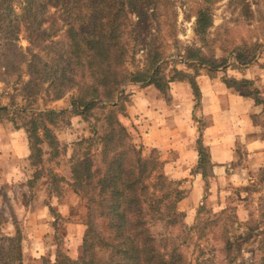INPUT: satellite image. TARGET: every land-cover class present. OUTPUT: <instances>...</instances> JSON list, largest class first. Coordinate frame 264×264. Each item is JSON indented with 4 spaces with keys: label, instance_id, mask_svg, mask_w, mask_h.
Instances as JSON below:
<instances>
[{
    "label": "rangeland",
    "instance_id": "rangeland-1",
    "mask_svg": "<svg viewBox=\"0 0 264 264\" xmlns=\"http://www.w3.org/2000/svg\"><path fill=\"white\" fill-rule=\"evenodd\" d=\"M6 5L0 2V107L8 112L0 113V136L12 134L26 139L27 118L20 113L23 110L60 115L55 121L46 120L55 143L46 140L40 128L41 153L35 157L30 154L27 163L23 158L19 162L10 158V174L0 176V264H56L59 252L74 260L83 257L87 208L85 198L73 185V165L78 158L91 154L93 171L106 172L99 137L108 126L109 106L120 99L122 106L116 108V114L127 129L128 142L155 165L140 186V211L131 215L137 228L146 230L159 252L175 264H264V166H253V154L241 140L236 143V160L226 167L214 163L210 148L202 141V130L211 123L224 122L226 112L231 110L229 102L221 105L215 97L206 105L203 78L207 83L209 79L224 82L230 88L229 96L251 100L254 110L262 111L254 119L264 123V0H156L148 7L146 22L140 27L137 13L128 10L123 27L127 50L123 73L144 71L148 56L159 52L161 59L153 70L160 66L159 74L166 76L168 83L160 90L155 84L136 82L132 75H126L128 79L119 85L116 101L100 102L107 107H95L87 117L74 110L78 90L58 96L44 69L46 63L50 71L47 65H51L48 60L52 50L61 48L55 42L66 39L64 8L51 4L40 13L36 22L42 29L48 28V36L42 46H34L32 6L27 0H13L12 9ZM202 9L209 11L213 21L203 37L195 31ZM53 21L57 24L51 28ZM57 27L60 30L56 31ZM195 50L218 67L212 69L187 59L197 54ZM32 53L41 56L35 65L39 73L33 78V86L29 85ZM226 79L243 83L229 87ZM28 90H32V96H28ZM138 97L161 100L162 110L173 113L171 118L180 111L191 126L198 127L195 146L198 151L199 145L206 148L205 162H200L199 151V159L186 167L185 175L177 170L168 172L166 164L179 162L178 153L143 142L139 114L131 113ZM209 107L213 112L205 113ZM78 108L85 109L80 104ZM225 126L220 129L225 130ZM135 155L129 153L127 163L135 161ZM99 178H93V183ZM18 229L22 256L17 258V241L7 238L16 236Z\"/></svg>",
    "mask_w": 264,
    "mask_h": 264
},
{
    "label": "trees",
    "instance_id": "trees-1",
    "mask_svg": "<svg viewBox=\"0 0 264 264\" xmlns=\"http://www.w3.org/2000/svg\"><path fill=\"white\" fill-rule=\"evenodd\" d=\"M27 1L32 6L30 14H33L35 18L30 22L34 46H42L48 36V28L42 29V24L36 22L40 20V13L45 12L51 4L65 10L66 39L55 42L56 45H61V48L57 51L56 48L52 50L53 54L48 60L51 65H47L50 71H47L46 63L44 69L51 77L47 80L54 85L58 96L72 89L78 90L77 103L85 109L80 110L78 104H75L76 112L87 117L95 107L102 109L107 107L100 102H115L119 85L128 79L126 75H132L131 79L136 82L145 81L147 84H155L160 90L165 89L168 80L166 76L159 74L160 66L153 70L161 59L159 52H153L148 56L149 67L147 63L144 71L125 74L122 69L127 55L123 27L126 25L128 10L137 13L140 27L146 22L148 7L156 4V0ZM0 2L7 4V8L13 7V0H0ZM56 24V21H53L50 27L53 28ZM212 25V16L209 11L200 10L196 20V33L203 37ZM58 30L60 27L56 28V31ZM196 51L197 54L193 53L186 58L194 59L202 65L208 64L212 69L218 67L214 60H207L199 55L198 50L194 52ZM238 56L242 58V55ZM39 60H41L40 54L32 53V61L30 60L29 65L32 80L29 85H34L33 78L39 73L35 67ZM181 74L185 75L182 72ZM226 82L229 87L243 83L235 79H226ZM192 85L198 95L199 91L194 81ZM32 94V90H28V96ZM121 106V99L118 103L109 106L110 109L106 115L108 126L99 137L103 143L102 153L106 172L102 174L101 170L93 171L94 158L91 154L85 159L78 158L73 165V185L76 192L81 193L85 198L87 208L88 228L84 239L83 257L74 260L59 252L56 264H175L173 259L167 260L165 254L159 252L153 237L146 230L138 229L137 222L131 218L143 201L140 186H143L144 179L153 173L155 165H150L149 160L142 157L139 151L136 152V149L128 142L127 129L118 120L116 114V108ZM1 112L8 111L5 107H0ZM20 113L27 118L24 125L27 132L26 139L30 146L31 157H35L42 151L38 146L41 142L39 129L44 130V138L50 140L53 145L55 139L47 127L46 120L55 121L60 114L28 113L27 110ZM95 133L97 134L98 131ZM199 146L200 162L204 163L207 157L206 148ZM112 152L115 153L112 155ZM134 152L136 153L135 161L131 160L127 163L129 153ZM96 177L100 178L94 184L93 178ZM17 234L7 239L10 242L17 241L18 258L22 256V247L21 237ZM173 253L171 251L172 257Z\"/></svg>",
    "mask_w": 264,
    "mask_h": 264
},
{
    "label": "crops",
    "instance_id": "crops-1",
    "mask_svg": "<svg viewBox=\"0 0 264 264\" xmlns=\"http://www.w3.org/2000/svg\"><path fill=\"white\" fill-rule=\"evenodd\" d=\"M205 79L202 80L206 84V89H204L206 92L204 93L206 105H209L212 97H215V102L218 100L221 105L229 102V109H231L226 112L227 117L224 122L211 123L202 130L203 144L210 148V155L214 163L218 162V164L226 167L228 162L236 160V143L241 140L246 145L247 150L253 154L250 159L253 166H264L262 165L264 164V132L262 131L264 129H261L264 127V123L260 120L257 122L254 119L256 113L262 111L254 110V103L247 98L238 97L234 94L229 96L231 92L228 90L230 88L224 82L209 79L207 83ZM180 85L187 89L186 84L182 83ZM219 92L224 94H219ZM137 100V105L132 107L131 113L133 115L139 114L137 122L143 135V142L148 147H158L165 152L174 149L178 153L176 158L179 162L167 163L166 169L170 173L177 170L176 173H179V175H185L186 167L199 159V151L195 146L197 139L195 134H198V127L191 126L184 119L185 115H182L180 111H175L174 115L176 116L171 118L170 115L173 113L166 108L162 110L164 105L161 100L143 99L141 97H138ZM211 110V107H209L208 109L205 108L204 111L205 113H211L213 112ZM241 117L242 121H240ZM178 118L182 120L174 121ZM224 124L226 129L222 131L220 128ZM26 140L24 138H14L12 134L11 136H0V176L10 174L7 173L10 169L7 166V161H10V158L17 162L21 158L26 163L29 161L31 150Z\"/></svg>",
    "mask_w": 264,
    "mask_h": 264
}]
</instances>
